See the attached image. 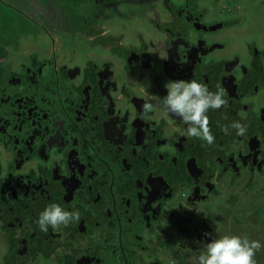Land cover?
Returning a JSON list of instances; mask_svg holds the SVG:
<instances>
[{
	"label": "flooded vegetation",
	"instance_id": "af4514ba",
	"mask_svg": "<svg viewBox=\"0 0 264 264\" xmlns=\"http://www.w3.org/2000/svg\"><path fill=\"white\" fill-rule=\"evenodd\" d=\"M193 79L225 90L212 146L160 107ZM54 203L81 218L44 233ZM249 229L264 245V0H0V264H192Z\"/></svg>",
	"mask_w": 264,
	"mask_h": 264
},
{
	"label": "clouds",
	"instance_id": "9594fccd",
	"mask_svg": "<svg viewBox=\"0 0 264 264\" xmlns=\"http://www.w3.org/2000/svg\"><path fill=\"white\" fill-rule=\"evenodd\" d=\"M164 87L166 95L160 105L163 112L180 117L182 122L188 125V137L203 141L206 146H212L215 136L211 131L207 113L228 106V101L224 98L225 90L217 86V91L212 92L205 84L195 79L169 81ZM156 108V104L148 101L141 106L144 116L154 112ZM221 128L225 134H230L229 128L238 136L247 133V126L239 121L222 125ZM80 218L79 211L69 212L54 203L39 214L37 223L40 231L47 233L49 228L57 231L61 226L68 227L71 223L78 222ZM262 247L264 246L259 241L250 240L247 236L226 235L206 243L204 250L192 258V264H257L255 257Z\"/></svg>",
	"mask_w": 264,
	"mask_h": 264
},
{
	"label": "rangeland",
	"instance_id": "374dc122",
	"mask_svg": "<svg viewBox=\"0 0 264 264\" xmlns=\"http://www.w3.org/2000/svg\"><path fill=\"white\" fill-rule=\"evenodd\" d=\"M65 1H67V3L69 2V0H61V2L62 3H64ZM85 9H83V8H81L80 9V12H82V13H85V12H83ZM78 11H76L75 10V12H74V14H76ZM74 16H78V15H74ZM80 17V16H79ZM252 231L249 229V239L251 240V237H252ZM260 234L262 235V236H264V230L263 229H261L260 230ZM264 240V239H263ZM262 246H264V245H262ZM262 249H264V247H262ZM262 254H263V252H257V254H256V260H257V264H264V255L262 256ZM260 256V257H259ZM257 257H258V259H257ZM259 261H261V262H259Z\"/></svg>",
	"mask_w": 264,
	"mask_h": 264
}]
</instances>
